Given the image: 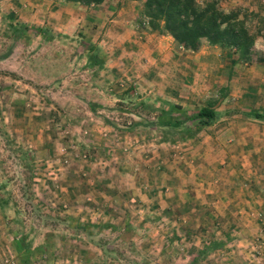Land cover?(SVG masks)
<instances>
[{"label": "rangeland", "instance_id": "1", "mask_svg": "<svg viewBox=\"0 0 264 264\" xmlns=\"http://www.w3.org/2000/svg\"><path fill=\"white\" fill-rule=\"evenodd\" d=\"M217 2L262 36L264 0ZM20 5L0 0V264H264V210L241 218L224 186L218 202L191 182L192 140L210 124L164 126L196 109L133 73V50L114 59L104 13L65 32L23 21Z\"/></svg>", "mask_w": 264, "mask_h": 264}, {"label": "crops", "instance_id": "2", "mask_svg": "<svg viewBox=\"0 0 264 264\" xmlns=\"http://www.w3.org/2000/svg\"><path fill=\"white\" fill-rule=\"evenodd\" d=\"M17 1L24 11L20 16L23 21H51L62 27L66 22L65 32L75 26L89 29L93 25L91 21L102 19L101 12L104 13L108 17L105 19H108L107 27L112 36L109 43L113 42L119 49L114 59L125 57L124 48L133 50L127 54L131 59L129 63L133 65V73H140L142 70L138 76L144 77L140 79L152 76L156 81L159 80L160 85H165V91L176 90L177 98L180 99L176 100V104L182 106L181 110L183 107L187 110L195 108L197 112L208 104L212 105L215 119L192 140L194 144L191 153L195 156L193 162L199 165L198 177L192 178V184L197 187L212 186L213 191L207 193L212 194V198L218 202L219 187L224 186V193L220 192V196H223L224 202H230L231 205L236 202L243 206L238 211L241 218H253L264 210L262 36L256 37L250 61L232 65L230 61L222 60L215 46L204 44L197 52L187 51L168 35H158L136 25L131 29L129 22L134 21L142 9L134 1L105 0L100 5L90 7L55 0ZM231 1L233 0H224V5H232ZM134 4L137 5V13L131 16L132 9V12H136ZM126 7L131 8L129 13L126 12ZM256 8L251 5L248 10L250 12ZM121 22L125 23L122 25ZM263 32L261 31L262 34ZM180 182L179 179L175 183L176 187L181 185ZM235 188H238V192L234 191L233 196L231 190H236ZM225 195L229 197L226 198ZM177 196L179 199L180 195ZM214 203L209 207L208 216L217 218L220 214ZM231 211L229 216L232 215ZM196 216L199 217V214ZM242 228L240 232L248 235L249 230L244 232Z\"/></svg>", "mask_w": 264, "mask_h": 264}, {"label": "trees", "instance_id": "3", "mask_svg": "<svg viewBox=\"0 0 264 264\" xmlns=\"http://www.w3.org/2000/svg\"><path fill=\"white\" fill-rule=\"evenodd\" d=\"M84 7L100 5L105 0H55ZM141 5L138 26L168 35L187 51L197 52L203 44L215 46L230 56L231 63L248 62L256 40L240 10L225 11L216 0H129ZM264 41V33L262 34ZM212 105L191 115L171 118L164 126L177 129L186 123L207 126L215 119Z\"/></svg>", "mask_w": 264, "mask_h": 264}, {"label": "built area", "instance_id": "4", "mask_svg": "<svg viewBox=\"0 0 264 264\" xmlns=\"http://www.w3.org/2000/svg\"><path fill=\"white\" fill-rule=\"evenodd\" d=\"M259 216L260 217L262 216L263 220H264V214L263 215L259 214ZM254 250H255V253L257 255L261 256L260 259L264 261V244H263V242L261 240V237L259 239H257L256 244H254ZM256 264H260V262L257 261Z\"/></svg>", "mask_w": 264, "mask_h": 264}]
</instances>
